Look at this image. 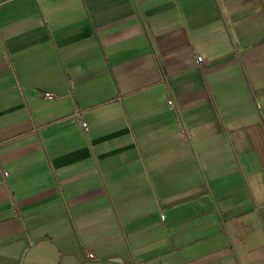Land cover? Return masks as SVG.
Returning <instances> with one entry per match:
<instances>
[{"label": "crops", "instance_id": "1", "mask_svg": "<svg viewBox=\"0 0 264 264\" xmlns=\"http://www.w3.org/2000/svg\"><path fill=\"white\" fill-rule=\"evenodd\" d=\"M130 262L264 264V0H0V264Z\"/></svg>", "mask_w": 264, "mask_h": 264}, {"label": "built area", "instance_id": "2", "mask_svg": "<svg viewBox=\"0 0 264 264\" xmlns=\"http://www.w3.org/2000/svg\"><path fill=\"white\" fill-rule=\"evenodd\" d=\"M201 62H203V57L199 56V57H198V60H197V63L199 64V63H201ZM45 97L48 98V99H51V98L54 97V95H53V94H45ZM169 105H170L172 108L175 107V104H174L173 99H170V101H169ZM73 117L79 119V122L81 123V125H82V127H83V129H84L85 131L88 130V124H87V122L80 120V119H81V114H80V113H76L75 115H73ZM6 174H7V173H5V175H6ZM90 256L93 257L92 255H90ZM125 264H136V263H132V262H130V263H125Z\"/></svg>", "mask_w": 264, "mask_h": 264}]
</instances>
